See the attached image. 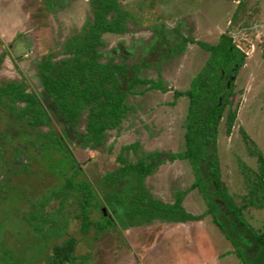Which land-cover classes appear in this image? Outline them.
Returning <instances> with one entry per match:
<instances>
[{
  "label": "rangeland",
  "instance_id": "1",
  "mask_svg": "<svg viewBox=\"0 0 264 264\" xmlns=\"http://www.w3.org/2000/svg\"><path fill=\"white\" fill-rule=\"evenodd\" d=\"M33 1L35 5L38 3ZM226 1H229L227 5L222 0H120L126 30L101 36L102 45L90 56L95 54L100 62L127 66L128 76L118 77L123 88L135 75L153 79L167 91L146 89L148 84L134 85V90L146 91L128 93L125 100L133 111L119 127L107 130L100 146H79L80 139L54 110L52 99L44 93L40 82L16 64L32 44L31 38H26L25 45L19 49L15 46L20 34L8 42L0 38V56L6 53L0 61V87L24 80L26 91L40 96L57 131H66L68 151L74 157L73 161L57 144L50 142L49 125L31 127L17 119L9 108L11 101L2 98L0 264H217V258L221 264H226L227 258L242 264L243 256L248 264H264V258L255 256L259 247L251 246L248 252L243 251L242 235L246 237V233L241 226L237 225V236L228 231L231 237H238L234 245L207 212L206 197L218 201L222 211H226L224 202L212 198L216 194L215 186L207 187L205 196L197 187L191 188L199 173L207 175L205 163L201 164L202 169L193 170L188 159L170 160L168 156L185 149L188 123L189 99L176 98L174 91L188 89L189 82L206 67L211 56L202 44L230 42L244 54V59L232 87V74L223 76L225 88L220 100L228 89L230 96L218 124L215 143L219 187L240 209L248 228L263 232L264 182L261 184L257 176L260 172L257 150L264 157V0ZM65 3L69 4L70 13L58 21L52 13ZM94 3L95 0H50L51 6L41 10L45 15L40 20L46 24L47 31L38 35L29 58L34 57V62L49 58L53 63L71 58L67 43L84 35ZM13 5L11 0H0V13L11 15V7L15 11L17 4ZM184 38L193 42L186 43ZM134 66L137 71L133 73ZM14 105L16 109L24 107L20 102ZM229 109L236 110L237 116L228 133ZM87 112L85 109L79 116L75 131L84 132ZM132 143L139 144L134 150L122 151L123 146ZM153 151H159L165 162L144 179L145 189L163 203L174 202L184 192L182 206L192 214L202 215L201 220L179 223L155 219L125 227L127 218L117 216V202L112 194L132 195L133 180L106 184L109 179L106 181L105 175L121 166V158L135 163ZM77 168L81 174H75L73 183L86 181L95 192L87 207L91 224L85 232L81 229V210L86 194L66 185ZM204 184L206 187L207 183ZM222 211L219 213L224 217ZM107 218L114 225L99 228L107 223ZM68 237L76 241L68 260L61 261L53 255L54 247L65 243ZM178 257L182 258L178 260L181 262L177 261Z\"/></svg>",
  "mask_w": 264,
  "mask_h": 264
},
{
  "label": "trees",
  "instance_id": "2",
  "mask_svg": "<svg viewBox=\"0 0 264 264\" xmlns=\"http://www.w3.org/2000/svg\"><path fill=\"white\" fill-rule=\"evenodd\" d=\"M44 3L47 7L51 6L50 0H45ZM92 13V19L84 26V35L76 41L70 39L67 43L69 53L72 55L71 58L58 63H53L49 58H45L37 64V73L45 93L52 99V104L62 121L81 140H79L78 145L85 147L100 146L106 131L115 129L121 124L122 119L131 111V107L125 102L127 94L142 93L144 91L134 90V85L148 84L149 86L146 89L154 88L162 92L166 91L163 85H156L157 82L154 80L135 75L123 88L118 77L128 76L127 66L100 62L95 54L90 56L97 46L102 45L101 36L103 34L121 33L126 30L120 0H95ZM184 39L186 43L193 42ZM201 47L210 53L209 57L211 56L208 57L206 67L202 73H198L191 80L187 90L174 92L176 97L187 96L189 99L185 149L182 152L168 154V156L170 160L188 159L193 170H197V167L202 169L203 166H200L205 163L204 169L207 175H203V172L202 174L199 173L191 188L197 187L205 196V189L207 187L211 189V186L213 189L215 186L214 192L216 194H212V198L214 200L219 198L224 202L227 213L224 210L222 211L223 208H221L220 203L206 197L205 199L209 204L207 212L211 213L214 223L228 240L231 239L234 245H236L238 237L237 239L231 237L229 232L232 231L237 236L236 228L241 226L246 233V237L242 235L244 238L243 251L248 252L251 246H255L256 249L259 247V252L255 253V256L264 258V230L262 233H256L248 228L246 221L242 218L240 209L235 207L224 190L220 189L219 167L215 152L218 124L230 96V89H228L223 100H220L221 91L225 88L222 85L223 76L224 74H232L233 80L230 82L232 87L236 72L242 65L244 54L233 44L224 40L216 45L202 44ZM182 50L183 47L180 52ZM233 65L235 66L234 69L231 67ZM135 71H137L136 66L132 67V72ZM3 97H7L11 101L9 108L17 119L26 121L32 127L49 125L52 131L50 142L57 144L74 161V157L69 153L66 144L68 142L66 131L64 129L60 133L57 131L56 126L49 121V113L45 110L40 98L34 92L26 91L24 80L7 82L1 86L0 104ZM16 102L23 103L24 107L16 109L14 105ZM85 109L88 110L85 130L80 133L73 128L78 124L79 116ZM229 110L226 119V131L228 133L237 116L236 110ZM242 133L249 140L244 130H242ZM138 144L125 145L122 147V151L134 150ZM257 155L259 160L257 167L260 168L257 176L262 184L264 182V157L258 150ZM121 161V166L107 173L104 179L106 181L109 179L107 182L105 181L106 184L117 183L118 181L128 183V181L133 180L134 192L132 195L129 193H126L125 196L112 194L115 202H117V205H115L117 216L122 218L124 215L127 218L125 227L134 225V223H150L155 219L166 222H187L202 219V215L192 214L182 206L181 200L185 194L184 192H180L174 202L163 203L152 198L148 190L145 189L144 179L165 162V159L160 157L159 151L147 153L135 163H131L126 158H121ZM75 174H81V170L77 168L66 185L67 188L76 187L86 194V200L82 204L81 210V229L85 232L87 226L91 224L87 217V207L90 200L95 198V192L89 188L86 181L73 183ZM205 182L207 183L206 187ZM106 184L105 187H109ZM250 202L252 203V201ZM221 211L224 217H221ZM111 225H114L113 220L107 218V223L99 225V228ZM237 225L239 226L237 227ZM249 239L251 240L249 241ZM75 241L74 237H68L65 243L55 246L53 254L55 258H59L61 261L68 260ZM252 251L251 249L250 252L253 257ZM243 258V264H248L245 262L244 256Z\"/></svg>",
  "mask_w": 264,
  "mask_h": 264
},
{
  "label": "crops",
  "instance_id": "3",
  "mask_svg": "<svg viewBox=\"0 0 264 264\" xmlns=\"http://www.w3.org/2000/svg\"><path fill=\"white\" fill-rule=\"evenodd\" d=\"M37 1H38V3L35 5V2L33 0H11V6H14L13 4H15V3L17 4V6L15 8L16 10L14 11L12 9L13 7H11V15L8 13H3V15H2L0 13V16H1L0 21H2L0 23V38L5 40L6 42H8L10 40L17 38V36L20 34L21 37L18 36L19 39L17 38V41H16V46H15L16 49H19L25 45V42H23V41L26 38H31L32 42H30V43H32V44L29 45V49L28 48L26 49L27 52L24 55H21V60L19 62H16V64L18 65V67H19V65H22L23 71H26L29 75L32 76V78L38 80V77L36 76V69H35V62H34L35 59H34V57L29 58V55H33V53H34V49H35L34 47H36V45H37L35 43L38 40V35L43 34L47 31L46 24L41 23L40 20L42 19L43 14H44V13H42V11L48 10V9H47V6L44 4V0H37ZM222 2H223V4L226 3V5H227V3L229 1L222 0ZM69 13H70L69 4L65 3V6L59 10L54 11L52 13V16H55V19H58V21H59V20H61L62 17L65 18L67 16V14H69ZM60 24H63V26H65V23H60ZM43 27H44V29H43ZM152 28L154 29L155 27H152ZM121 33H123V32H121ZM105 34H108V33H105ZM105 34H103V35H105ZM113 34H120V33H113ZM102 42H103V40H102ZM182 52H179V53L181 54ZM29 66H30V68H29ZM190 82H189V85H190ZM185 90H187V89H185ZM185 90H183V91H185ZM144 91H146V90H144ZM175 91H178V90H175ZM143 92L141 94H143ZM128 95L129 94H127V96ZM179 97H182V96H179ZM184 97H187V96H184ZM176 98H178V97H176ZM125 102H126V100H125ZM128 105L131 107L130 104H128ZM132 111H133V107H131V112ZM125 118H126V116L123 119H125ZM123 119H122V121H123ZM122 121H121V124H122ZM179 223H181V222H179ZM128 227H130V226H128ZM178 260H182V258L178 257L177 261ZM178 262H181V261H178ZM215 263L221 264L219 262L218 258L216 259ZM226 264H236V263H234L230 258H227ZM242 264H243V262H242Z\"/></svg>",
  "mask_w": 264,
  "mask_h": 264
},
{
  "label": "flooded vegetation",
  "instance_id": "4",
  "mask_svg": "<svg viewBox=\"0 0 264 264\" xmlns=\"http://www.w3.org/2000/svg\"><path fill=\"white\" fill-rule=\"evenodd\" d=\"M4 57H6V53H2L1 54V56H0V59L2 60V59H4ZM0 60V61H1ZM43 60V59H42ZM41 62V61H40ZM40 62H38L37 60L35 61V69H36V76L38 77V80H39V82H40V87L43 89V91H44V88H43V85H42V83H41V80H40V78H39V76H38V70H37V64L38 63H40ZM52 62V61H51ZM35 93V92H34ZM44 93H45V91H44ZM36 94V93H35ZM46 94V93H45ZM37 95V94H36ZM47 95V94H46ZM39 98H40V96L39 95H37ZM48 96V95H47ZM54 107V106H53ZM54 110H55V108H54ZM53 124V123H52ZM38 126H41V125H38ZM32 127V126H31ZM37 127V126H36ZM218 202V201H217ZM219 202H222L221 200H219Z\"/></svg>",
  "mask_w": 264,
  "mask_h": 264
}]
</instances>
